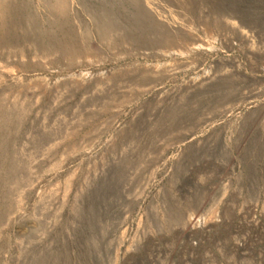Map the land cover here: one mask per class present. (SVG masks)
Instances as JSON below:
<instances>
[{
  "label": "rangeland",
  "instance_id": "374dc122",
  "mask_svg": "<svg viewBox=\"0 0 264 264\" xmlns=\"http://www.w3.org/2000/svg\"><path fill=\"white\" fill-rule=\"evenodd\" d=\"M259 258L264 0H0V264Z\"/></svg>",
  "mask_w": 264,
  "mask_h": 264
},
{
  "label": "bare ground",
  "instance_id": "6f19581e",
  "mask_svg": "<svg viewBox=\"0 0 264 264\" xmlns=\"http://www.w3.org/2000/svg\"><path fill=\"white\" fill-rule=\"evenodd\" d=\"M237 13H238V12H237ZM242 20H243V19H242ZM216 36H217V35H216ZM209 39H210V38H209ZM213 40H216V39H213ZM213 40H212V41H213ZM210 41H211V39H210ZM222 41H223V40H222ZM221 43H223V42H221ZM197 45H198V44H197ZM202 45H203V44H202ZM215 45H216V44H215ZM208 46H209V45H208ZM210 46H211V45H210ZM213 47H214V46H213ZM207 48H208V47H207ZM216 48L219 49V46L216 47ZM214 49H215V48H214ZM211 50H212V49H211ZM216 51H217V50H216ZM255 53H256V52H255ZM256 55H257V54H256ZM240 70H241V69H240ZM230 71H231V70H230ZM234 71H235V70H234ZM217 72H218V71H217ZM202 74H203V73H202ZM215 74H216V73H215ZM203 75H204V74H203ZM216 75H217V74H216ZM226 75H227V74H226ZM226 75H225V76H226ZM213 76H214V75H213ZM227 77H228V76H227ZM216 78H217V77H216ZM225 79H226V78H225ZM203 80H204V79H203ZM236 81H237V80H236ZM232 83H233V82H232ZM202 84H203V83H202ZM210 84H211V83H210ZM198 85H199V84H198ZM195 86H196V85H195ZM193 87H194V86H193ZM202 88H203V85H202ZM203 89H204V88H203ZM240 91H241V90H240ZM195 149H196V148H195ZM195 149H194V150H195ZM194 150H193V151H194ZM192 164H193V163H192ZM194 212H195V211H194ZM194 214H195V213H194ZM200 216H201V215H200ZM206 216H207V215H206ZM191 217H192V216H191ZM193 217H194V216H193ZM196 217H198L197 214H196ZM198 218H199V217H198ZM198 218H197L196 220H193V219L191 218V219L193 220V222L191 221V222H192V229H193V228H197V227L199 226V224H200V220H201V219H198ZM201 218H202V216H201ZM183 219H184V218H183ZM183 219H182V221H183ZM205 219H206V218H205ZM186 220H187V219H186ZM218 220H219V219H218ZM218 220H217V222H218ZM184 221H185V219H184ZM204 221H205V220H204ZM204 221H202V223H203ZM206 221H207V220H206ZM215 221H216V220H215ZM191 222H190V223H191ZM208 222H209V221H208ZM208 222H205V223L203 224V225H204V230H203V231H207V230L210 228V225L208 224ZM183 223H184V222H183ZM185 223L187 224L188 221L185 222ZM210 224H211V223H210ZM228 224H229V223H228ZM183 225H184V224H183ZM211 225H212V224H211ZM226 225H227V224H226ZM184 226H185V225H184ZM187 226H188V225H187ZM187 226H185V228H186ZM212 227H213V226H212ZM225 227H226V226H225ZM225 227H224V228H225ZM187 228H188V227H187ZM226 228H227V227H226ZM226 228H225V229H226ZM200 229H201V228H200ZM225 229H224V230H225ZM196 230H197V229H196ZM200 231H201V230H200ZM200 231H199V233H200ZM190 232L192 233V230H191ZM194 232H195V231H194ZM207 232H208V231H207ZM209 232H210V230H209ZM187 233H188V231H187ZM204 233H205V232H204ZM204 233H203V234H204ZM200 234H201V233H200ZM192 235H193V234H192ZM201 235H202V234H201ZM204 235H205V234H204ZM204 235H203V236H204ZM193 236H194V235H193ZM196 236H197V235H196ZM199 237H200V236H199ZM189 238H190V237H189ZM192 238H193V237H192ZM192 238H191V240H192ZM198 241H199V240H198ZM189 245H190V244H189ZM191 245H192V244H191ZM194 245H195V244H194ZM192 246H193V245H192ZM196 246H197V245H196ZM193 247H194V246H193ZM193 247H191V248L194 249ZM233 247H234L236 250H241V246H240V244H235V243H234ZM192 249H191V250H192ZM194 250H195V249H194ZM259 260H260V261H264V258H261V259L259 258Z\"/></svg>",
  "mask_w": 264,
  "mask_h": 264
}]
</instances>
